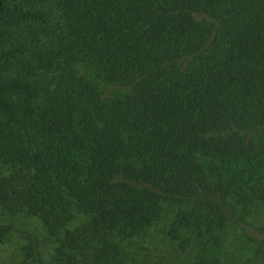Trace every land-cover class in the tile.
Here are the masks:
<instances>
[{"label": "trees", "instance_id": "obj_1", "mask_svg": "<svg viewBox=\"0 0 264 264\" xmlns=\"http://www.w3.org/2000/svg\"><path fill=\"white\" fill-rule=\"evenodd\" d=\"M164 208L180 264H264V0H0V210L39 227L0 241L126 264Z\"/></svg>", "mask_w": 264, "mask_h": 264}, {"label": "rangeland", "instance_id": "obj_2", "mask_svg": "<svg viewBox=\"0 0 264 264\" xmlns=\"http://www.w3.org/2000/svg\"><path fill=\"white\" fill-rule=\"evenodd\" d=\"M172 209L164 208L158 218L143 231L123 242L126 264H180L200 252V244L190 231L176 229L170 232ZM0 222H11L22 229L38 231L34 221L18 215L11 216L0 210ZM233 233H226L228 242L224 247L225 256L242 259L245 247L238 241L232 242ZM185 239V243L181 240ZM25 240L16 231H10L0 241V264H30L23 261L22 249Z\"/></svg>", "mask_w": 264, "mask_h": 264}]
</instances>
